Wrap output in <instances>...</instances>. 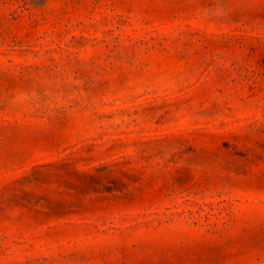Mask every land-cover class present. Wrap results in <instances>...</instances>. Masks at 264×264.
Listing matches in <instances>:
<instances>
[{"label":"rangeland","instance_id":"1","mask_svg":"<svg viewBox=\"0 0 264 264\" xmlns=\"http://www.w3.org/2000/svg\"><path fill=\"white\" fill-rule=\"evenodd\" d=\"M0 264H264V0H0Z\"/></svg>","mask_w":264,"mask_h":264}]
</instances>
